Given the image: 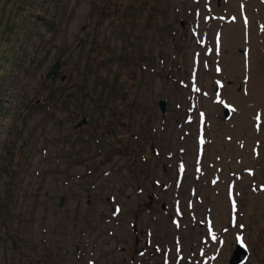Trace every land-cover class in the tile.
Wrapping results in <instances>:
<instances>
[{
    "label": "rangeland",
    "instance_id": "rangeland-1",
    "mask_svg": "<svg viewBox=\"0 0 264 264\" xmlns=\"http://www.w3.org/2000/svg\"><path fill=\"white\" fill-rule=\"evenodd\" d=\"M130 1L0 0V264H264V0Z\"/></svg>",
    "mask_w": 264,
    "mask_h": 264
},
{
    "label": "bare ground",
    "instance_id": "bare-ground-1",
    "mask_svg": "<svg viewBox=\"0 0 264 264\" xmlns=\"http://www.w3.org/2000/svg\"><path fill=\"white\" fill-rule=\"evenodd\" d=\"M245 21L247 22L248 21V18H247V16L245 15ZM240 38L241 37H235V39H236V41H234L235 42V45H239L240 44V42L242 41V43H243V41H244V38H243V36H242V40L240 41ZM205 39L207 40V33H206V35H205ZM254 41H256V39H257V36H255L254 38ZM238 41H239V43H238ZM255 50V57L256 56H263V54H264V47L263 46H256L255 48H254ZM255 57H253V59L251 60L250 59V61H247V65H249V66H251V63H253V62H255V61H258V59L256 58L255 60H254V58ZM251 58V57H250ZM244 63H246L245 61L244 62H242V70H243V64ZM241 68V67H240ZM247 68V67H246ZM248 69V68H247ZM242 70H240V72L242 71ZM246 70V69H245ZM250 71L248 72V74H247V79H248V82H247V88L250 90V88H252L249 92H247V94H245L246 95V97L247 96H260L261 98H262V96H263V101H264V91H262L263 89H264V77L260 74V69L259 68H254V70H253V73H251V68L249 69ZM237 72H238V69H237ZM239 73V72H238ZM246 73H247V71H246ZM242 74V73H241ZM243 75H245V74H243ZM242 75V76H243ZM245 77H246V75H245ZM233 94V93H232ZM235 95L236 94H234V97H235ZM238 97V96H237ZM236 97V98H237ZM241 97V96H240ZM253 97V98H254ZM256 97V98H257ZM235 98V99H236ZM249 98V97H248ZM253 98L251 99V100H253ZM245 99H247V98H245ZM241 100L243 101V99L241 98ZM256 100V99H255ZM259 100V99H258ZM257 100V101H258ZM261 100V99H260ZM237 101V100H236ZM239 101V100H238ZM246 101V100H245ZM248 101V100H247ZM251 103H253L252 101H250ZM241 103H243V102H241ZM260 104H262V103H260ZM249 105H250V103H249ZM255 105V104H254ZM263 106H264V102H263V104H262ZM239 106H241V104L239 105ZM243 106H245V104L243 105ZM247 107H249L248 106V104L246 105ZM246 106H245V108H246ZM242 107V106H241ZM251 108V107H250ZM257 108H258V106H257ZM264 112V111H263ZM251 139V138H250ZM208 144V143H207ZM206 148V147H205ZM242 148H243V146H242ZM246 149H247V147H246ZM243 150H245V148L243 149ZM253 150V149H252ZM242 151V150H241ZM223 152V151H222ZM239 152V151H238ZM244 153V152H243ZM246 153V152H245ZM263 154V153H262ZM222 155V154H221ZM220 155V156H221ZM222 158L223 157H221V159L220 160H222ZM259 160V159H258ZM254 202V201H253ZM254 204V203H253ZM253 204H251L250 203V205H249V208H248V210H247V213H246V215H247V218H248V220H252L253 218H255V217H258L259 215H261L262 216V214H260V209H262V205H264V204H258V203H255L256 205L254 206ZM230 207H231V203H230ZM239 211H240V209H239V203H237V209H236V212H235V214H236V220H238V216H237V214L239 213ZM264 215V214H263ZM263 220V219H262Z\"/></svg>",
    "mask_w": 264,
    "mask_h": 264
},
{
    "label": "water",
    "instance_id": "water-1",
    "mask_svg": "<svg viewBox=\"0 0 264 264\" xmlns=\"http://www.w3.org/2000/svg\"><path fill=\"white\" fill-rule=\"evenodd\" d=\"M57 67H58V60H56L52 64V66L49 69L48 74L56 72ZM159 103H160L161 109H164L165 102L163 100H160ZM85 120H86V118H82L81 120H78L76 125H80V124L84 123ZM244 252H245V250H244L243 245L241 243L237 242L235 247H234L233 253L231 254V256L229 258L228 264H240L242 261V256H243Z\"/></svg>",
    "mask_w": 264,
    "mask_h": 264
},
{
    "label": "flooded vegetation",
    "instance_id": "flooded-vegetation-1",
    "mask_svg": "<svg viewBox=\"0 0 264 264\" xmlns=\"http://www.w3.org/2000/svg\"><path fill=\"white\" fill-rule=\"evenodd\" d=\"M48 72H49V71H48ZM131 162H132V160H131ZM131 162H130V163H131ZM126 168L129 170V176H130V178H131V179L134 178V177L136 176V172L133 171L132 168H131L130 166H129V167H126ZM64 199H65V196H64V195H61V196H60V203L63 204ZM109 220H110L109 218H107V220H106V218H105V221L108 222ZM134 230H135V232L138 231V230L135 228V226H134ZM144 243H145V244H148V240L145 239V238H144Z\"/></svg>",
    "mask_w": 264,
    "mask_h": 264
},
{
    "label": "snow or ice",
    "instance_id": "snow-or-ice-1",
    "mask_svg": "<svg viewBox=\"0 0 264 264\" xmlns=\"http://www.w3.org/2000/svg\"><path fill=\"white\" fill-rule=\"evenodd\" d=\"M218 70H219V69H218ZM197 90H198V89H197ZM201 115H203V114H201ZM256 119H257V121L260 120V116H259V114L257 115ZM258 126H259V125H258ZM233 208H235V201H233ZM240 227L243 228V225H240ZM213 239H216V237L213 236ZM236 239H237V241H238L239 243H241V244L243 245L244 238H243L242 234H238L237 237H236ZM221 243H223V242L221 241Z\"/></svg>",
    "mask_w": 264,
    "mask_h": 264
},
{
    "label": "trees",
    "instance_id": "trees-1",
    "mask_svg": "<svg viewBox=\"0 0 264 264\" xmlns=\"http://www.w3.org/2000/svg\"><path fill=\"white\" fill-rule=\"evenodd\" d=\"M130 2H131V4H133V0H132V1H130ZM130 13H132V14H133L134 12H133V11H130Z\"/></svg>",
    "mask_w": 264,
    "mask_h": 264
}]
</instances>
